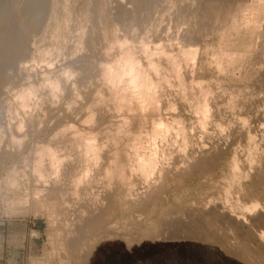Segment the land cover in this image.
Returning <instances> with one entry per match:
<instances>
[{"label":"rangeland","instance_id":"obj_1","mask_svg":"<svg viewBox=\"0 0 264 264\" xmlns=\"http://www.w3.org/2000/svg\"><path fill=\"white\" fill-rule=\"evenodd\" d=\"M17 1L22 8L27 0ZM28 45L1 82L0 264H264V217L254 219L264 211V0H159L150 10L135 9L133 0H49ZM155 46L178 58L180 46L192 48L196 59L177 73L165 65L160 75L169 80L160 109L137 117V111L118 106L107 65L127 47L146 62L143 50ZM33 86L37 97L23 107L18 94ZM203 92L211 113L202 129L195 107ZM177 118L190 138L187 151H177L180 138L164 145L180 156V166L209 152L206 169L191 176L183 169L178 185L145 210L116 206L113 228H80L87 199L76 193L74 180L85 162L69 143L74 132L93 130L105 142L138 122L149 127ZM56 139L68 144L60 151L66 164L56 175L45 160L48 176L42 179L38 148ZM110 155L103 153L105 159ZM234 158L246 175L226 204ZM136 188L142 192L145 184L138 180ZM239 200L260 203L254 211L241 210L244 226L223 219L207 226L210 218L201 210Z\"/></svg>","mask_w":264,"mask_h":264},{"label":"bare ground","instance_id":"obj_2","mask_svg":"<svg viewBox=\"0 0 264 264\" xmlns=\"http://www.w3.org/2000/svg\"><path fill=\"white\" fill-rule=\"evenodd\" d=\"M158 2L159 0H133L135 9L137 10H150ZM48 6L49 0H27L22 8L19 7L17 0H0V90L5 74L14 68V66H17L20 57L30 48L28 45L29 36L40 28L43 19L47 15ZM118 11L122 17L124 12L122 10ZM143 18L145 20V17ZM256 21L258 20L256 19ZM161 49L159 46H155V50L153 51L144 49L143 51L147 54L148 59L146 62H143L136 55L134 49L127 47L113 64L107 65L109 66L107 80L113 86L118 106L128 111H137V117L143 115L148 110L160 109V102L163 99L162 89L164 82L166 83L169 80L165 73L160 75V71L165 68V65H169L170 70L177 73L182 63L185 62L187 64L190 60L196 59V57L193 58L196 50L192 48L180 46L178 50L179 54H182V58H178L174 54ZM155 54H162L163 58H155L153 56ZM153 72H159V75L157 74L158 76L154 77ZM181 84L185 88L183 80H181ZM33 96L37 97L34 86L24 89L18 94L19 103L23 107L28 106ZM196 106L195 108L197 109L195 110L197 112L195 110L194 112L195 114L199 113L197 125H200L199 127L203 129V125H207L206 121L209 120L207 119L209 118L208 111L210 110L209 115L211 113L206 99V92L201 94V100ZM173 122L171 120L153 121L149 127L138 122L135 124L133 131L128 130L122 134V131L118 130L117 135L105 136L106 143L97 140L98 136L93 130L74 132L69 143L79 151V160L85 162V165L74 180L76 193L84 195V198L87 199V202L84 204L85 206L78 216L81 222L80 228H85L84 231L92 232L100 228H113L110 215L114 213L117 207L122 212L126 210H145L151 204L158 201L162 193L170 185H178V178L182 176L183 169L190 176L196 170L206 169L204 163L206 162L205 159L210 155L208 154L209 152H204L197 159L190 156L193 158V161L187 166H180V162L178 161L180 156L176 157L175 150L164 145V143L170 142L173 138L175 140L180 138L177 151L185 153L189 146L190 138L185 123L180 118L175 123ZM55 141L58 142L51 141L38 148L41 153L36 159V172L42 179L48 176V172L44 169L45 167L43 168L45 160H48L52 171L56 175L66 164V153H61L60 151H63L68 144L62 145V141L57 139ZM105 151H109L111 154L107 159L103 156ZM251 153L249 154L251 157L248 155L250 162L254 159ZM197 160L201 163L198 167L196 166L197 164L194 165ZM252 163L254 164V162ZM230 166L232 173L227 178V183L224 186L226 204L230 200L233 187L235 185H238L239 188L240 186L241 188L244 186L241 183V179L246 175V173L243 174V172L239 171V163L236 158L232 160ZM138 180L145 184V190L142 192L136 188ZM54 189L51 190L52 194H55ZM226 204L217 205L209 211L201 210L204 211L202 212L203 217L210 218V220L206 221L207 226L210 227L212 225V220L219 221L223 219L228 222H235L240 228L245 223V210L254 211L260 205L259 202H254L250 205L243 204L240 200L231 204V206H227ZM241 210L244 212H241ZM234 212H237V214H234ZM263 213L264 211L260 212L259 216L254 218L255 221L260 220L262 216L264 217ZM191 227L198 228L195 225ZM260 235L264 237V234H259V237H261ZM103 241L105 240L103 239ZM262 248L264 249V247Z\"/></svg>","mask_w":264,"mask_h":264}]
</instances>
